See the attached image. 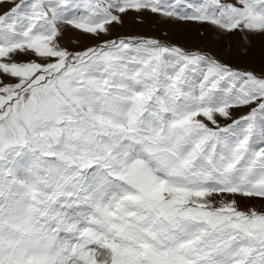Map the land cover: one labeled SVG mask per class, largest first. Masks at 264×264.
Masks as SVG:
<instances>
[{"label": "snow or ice", "instance_id": "6c2138e0", "mask_svg": "<svg viewBox=\"0 0 264 264\" xmlns=\"http://www.w3.org/2000/svg\"><path fill=\"white\" fill-rule=\"evenodd\" d=\"M149 18L264 41V0H0V264H264V70Z\"/></svg>", "mask_w": 264, "mask_h": 264}, {"label": "rangeland", "instance_id": "374dc122", "mask_svg": "<svg viewBox=\"0 0 264 264\" xmlns=\"http://www.w3.org/2000/svg\"><path fill=\"white\" fill-rule=\"evenodd\" d=\"M124 30L139 31L149 35L160 36L164 39L184 45L189 48H206L221 58L230 60L239 67L254 68L256 71L264 70V41L256 40L248 48L247 56L239 55V50L245 47L246 42L238 36L221 37L210 29L201 35L197 25L184 24L180 22L161 23L155 18H149L141 26L127 25ZM166 34V35H165ZM259 206V202H253Z\"/></svg>", "mask_w": 264, "mask_h": 264}]
</instances>
